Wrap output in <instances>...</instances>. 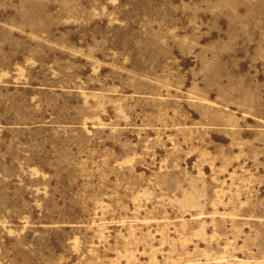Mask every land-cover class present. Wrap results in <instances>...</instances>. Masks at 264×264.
Segmentation results:
<instances>
[{"label":"rangeland","instance_id":"374dc122","mask_svg":"<svg viewBox=\"0 0 264 264\" xmlns=\"http://www.w3.org/2000/svg\"><path fill=\"white\" fill-rule=\"evenodd\" d=\"M0 264H264V0H0Z\"/></svg>","mask_w":264,"mask_h":264}]
</instances>
